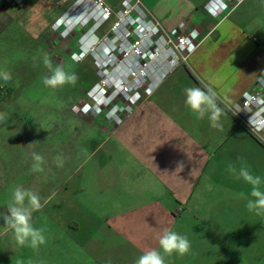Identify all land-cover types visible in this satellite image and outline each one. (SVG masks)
I'll return each mask as SVG.
<instances>
[{"label": "crops", "instance_id": "crops-1", "mask_svg": "<svg viewBox=\"0 0 264 264\" xmlns=\"http://www.w3.org/2000/svg\"><path fill=\"white\" fill-rule=\"evenodd\" d=\"M65 1L40 0L48 39L44 15ZM104 1L117 9L123 0ZM142 1L167 31L196 30L201 44L121 126L81 117L93 146L76 152V264H135L165 229L190 241L188 253L166 256V264H264V215L247 209L250 186L229 170L243 160L264 178V146L228 110L264 82V0L217 16L205 9L210 0ZM27 10L33 0L0 5V36L15 24L11 15ZM192 86L217 92L222 127L185 106Z\"/></svg>", "mask_w": 264, "mask_h": 264}, {"label": "rangeland", "instance_id": "rangeland-1", "mask_svg": "<svg viewBox=\"0 0 264 264\" xmlns=\"http://www.w3.org/2000/svg\"><path fill=\"white\" fill-rule=\"evenodd\" d=\"M75 2L66 0L62 9L50 8L44 15L49 39L47 22L40 25V0H33L32 12L11 15L15 24L0 36V72L12 76L6 83L0 79V92L9 93L0 99V114L6 117L0 122V264H76V152L93 146L92 127L78 108L97 77L91 58L76 63L79 31L62 38L52 29ZM45 56L53 66L74 71L76 83L46 87L43 79L51 73L43 64ZM33 152L44 157L43 172L32 170ZM16 187L41 197L43 207L32 214L34 226L45 229L46 243L39 248L19 245L4 225L2 216Z\"/></svg>", "mask_w": 264, "mask_h": 264}, {"label": "built area", "instance_id": "built-area-1", "mask_svg": "<svg viewBox=\"0 0 264 264\" xmlns=\"http://www.w3.org/2000/svg\"><path fill=\"white\" fill-rule=\"evenodd\" d=\"M24 1L0 0V5L20 6ZM243 1L210 0L205 9L217 16ZM52 29L62 38L79 31L76 63L91 58L95 65L97 80L87 91L79 113L101 117L115 127L129 119L176 68L188 65L201 44L196 30L167 31L142 0H123L117 9L104 0H76ZM257 85L260 90L245 93L228 110L264 146L262 79Z\"/></svg>", "mask_w": 264, "mask_h": 264}, {"label": "clouds", "instance_id": "clouds-1", "mask_svg": "<svg viewBox=\"0 0 264 264\" xmlns=\"http://www.w3.org/2000/svg\"><path fill=\"white\" fill-rule=\"evenodd\" d=\"M44 66L50 71V76L43 79L46 87L56 89L65 85H74L78 76L74 71L66 70L63 65L53 66L52 60L45 56L43 58ZM0 79L5 83L12 79L11 73L0 72ZM185 106L197 117L204 119L207 115L212 127H222L219 123L223 114V109L218 105V94L211 86L187 87L184 89ZM6 117L0 114V122L5 121ZM38 143V142H35ZM33 164L32 170L43 172L42 165L44 157L41 154L33 152L31 154ZM62 165V159L57 158ZM182 167V166H181ZM229 170L236 174V178L242 179L250 186L248 197L244 193L239 195L247 198L246 207L256 215H264V178L255 174L250 166L240 161L239 169L229 166ZM46 203V201H45ZM43 207L41 197L34 191L22 187H16L12 192V199L7 206V214L3 215L4 225L10 230L17 243L21 246L30 245L33 248L46 243L45 229L35 227L33 224V213L38 212ZM158 248L150 249L140 255L135 264H166V256L173 253L184 255L190 250V241L186 235H182L175 230L165 229L159 237Z\"/></svg>", "mask_w": 264, "mask_h": 264}]
</instances>
